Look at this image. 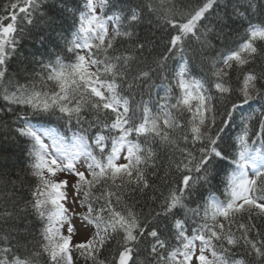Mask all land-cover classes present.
Returning <instances> with one entry per match:
<instances>
[{"label": "snow or ice", "instance_id": "obj_1", "mask_svg": "<svg viewBox=\"0 0 264 264\" xmlns=\"http://www.w3.org/2000/svg\"><path fill=\"white\" fill-rule=\"evenodd\" d=\"M0 264H264V0H5Z\"/></svg>", "mask_w": 264, "mask_h": 264}, {"label": "trees", "instance_id": "obj_2", "mask_svg": "<svg viewBox=\"0 0 264 264\" xmlns=\"http://www.w3.org/2000/svg\"><path fill=\"white\" fill-rule=\"evenodd\" d=\"M4 2H5V0H0V7H2Z\"/></svg>", "mask_w": 264, "mask_h": 264}]
</instances>
